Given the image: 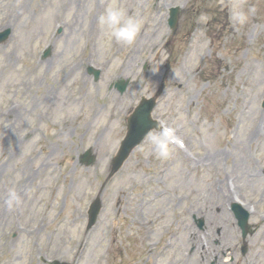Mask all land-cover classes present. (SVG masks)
Listing matches in <instances>:
<instances>
[{"label":"rangeland","instance_id":"374dc122","mask_svg":"<svg viewBox=\"0 0 264 264\" xmlns=\"http://www.w3.org/2000/svg\"><path fill=\"white\" fill-rule=\"evenodd\" d=\"M203 2L0 0V33L12 31L0 44V264H264V0H211L195 30ZM110 4L142 20L133 45L105 35ZM173 6L185 10L175 34ZM157 94L154 118L185 148L163 159L147 138L106 184L126 119ZM236 200L258 228L245 257Z\"/></svg>","mask_w":264,"mask_h":264},{"label":"water","instance_id":"95a60500","mask_svg":"<svg viewBox=\"0 0 264 264\" xmlns=\"http://www.w3.org/2000/svg\"><path fill=\"white\" fill-rule=\"evenodd\" d=\"M179 17V8H173L171 11L170 26L175 29ZM11 30H7L0 34V43L5 42L10 36ZM50 54V51L48 52ZM47 54V55H48ZM95 74L96 80L99 79L100 72L92 71ZM129 85V82L120 80L117 84V88L121 93H124ZM156 98L153 99H143L141 104L137 107L133 115L128 119V133L124 141L122 142L121 148L118 152V155L115 157L110 177L114 176L124 165L127 159L130 157L132 151L139 146L144 139L147 137L148 133L157 127V123L152 119V112L156 107ZM95 157L92 156L91 151L87 152L82 157V162L86 163L87 166L92 165L95 162ZM102 209L101 200L98 198L90 207L89 210V224L88 228L94 226L96 223L100 211ZM234 211L237 219L239 220V225L243 230L244 238L247 236L248 232V220L249 213L245 210H242L240 206L235 205ZM199 227H204V221L199 222ZM53 264H62L60 262H54ZM67 264V263H63Z\"/></svg>","mask_w":264,"mask_h":264},{"label":"clouds","instance_id":"9594fccd","mask_svg":"<svg viewBox=\"0 0 264 264\" xmlns=\"http://www.w3.org/2000/svg\"><path fill=\"white\" fill-rule=\"evenodd\" d=\"M247 13L239 4H233L231 7V19L237 25H243L247 22ZM105 35L114 39L117 43L125 46L133 45L142 29V20L130 16L123 7L110 4L99 19ZM177 127L161 122L157 127L148 133V139L151 145V151H154L160 158L168 159L171 155V145L181 143V138L177 134ZM9 199L7 204L12 207L14 203L18 204L19 199L14 189L9 190Z\"/></svg>","mask_w":264,"mask_h":264},{"label":"bare ground","instance_id":"6f19581e","mask_svg":"<svg viewBox=\"0 0 264 264\" xmlns=\"http://www.w3.org/2000/svg\"><path fill=\"white\" fill-rule=\"evenodd\" d=\"M234 200V199H233ZM245 206V205H244Z\"/></svg>","mask_w":264,"mask_h":264}]
</instances>
